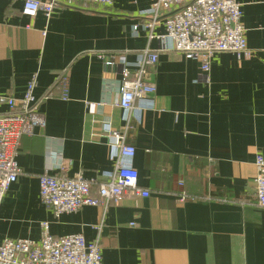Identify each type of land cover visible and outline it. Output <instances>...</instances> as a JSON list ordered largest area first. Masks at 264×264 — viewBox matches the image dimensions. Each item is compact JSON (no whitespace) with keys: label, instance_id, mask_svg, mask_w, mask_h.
Here are the masks:
<instances>
[{"label":"crops","instance_id":"1","mask_svg":"<svg viewBox=\"0 0 264 264\" xmlns=\"http://www.w3.org/2000/svg\"><path fill=\"white\" fill-rule=\"evenodd\" d=\"M61 2L49 19H31L24 0H0V116L11 111L1 99H21L36 77L46 121L20 140L21 173L0 206V243L40 242L48 221L54 236L99 239L103 264H264L255 183L256 159L264 158V0H238L251 56L215 54L208 78L200 61L162 51V22L149 38L138 14L154 0L88 9ZM146 49L160 52L150 70L154 106L128 118L118 107L123 70L99 54L134 62ZM106 122L131 127L127 143L136 148L139 186L150 197L127 195L107 209L57 218L41 202L40 176L59 175L68 163L62 174L103 182L115 169Z\"/></svg>","mask_w":264,"mask_h":264},{"label":"built area","instance_id":"2","mask_svg":"<svg viewBox=\"0 0 264 264\" xmlns=\"http://www.w3.org/2000/svg\"><path fill=\"white\" fill-rule=\"evenodd\" d=\"M61 1L80 2L85 9L114 5V0H24L23 15L34 19L42 13L49 19L64 7ZM242 16V5L238 0H154L149 9L138 14L150 39L156 37L153 34L155 26L163 23L166 34L158 37L164 43L163 52L174 51L187 59L200 61L203 76L207 78L215 54L228 52L239 58L251 56ZM141 25H135L134 30L138 31ZM166 42L170 43L169 47H165ZM159 53L146 49L137 54L134 62H129L123 55L99 54L108 66H124L118 107L128 118L132 112L137 114L144 110L146 105L149 110L153 109L150 96L155 94L156 85L150 81V70L158 63ZM36 86L34 77L21 99H1L11 111L0 116V206L21 173L16 157L22 136L46 125L40 111L41 100L34 94ZM103 128L115 161V169L103 173V182L88 179L82 172L74 176L62 174L67 172L68 163L59 165V175L47 171L40 176L41 202L57 218L84 207L107 209L127 195L150 197V192L139 186V173L134 166L136 148L127 143V132L131 127L127 124L119 130L106 122ZM255 165L256 205L264 209V158L261 155ZM187 198V194H182L180 201L185 202ZM0 264H103V247L99 239L88 243L83 234L54 236L50 232V223L45 221L41 223L40 242L29 239L2 241Z\"/></svg>","mask_w":264,"mask_h":264},{"label":"water","instance_id":"3","mask_svg":"<svg viewBox=\"0 0 264 264\" xmlns=\"http://www.w3.org/2000/svg\"><path fill=\"white\" fill-rule=\"evenodd\" d=\"M121 66V68H122V70L124 69V66L123 65H120Z\"/></svg>","mask_w":264,"mask_h":264}]
</instances>
